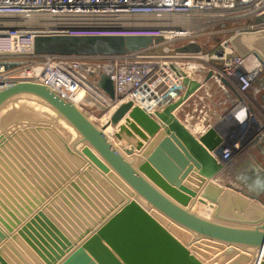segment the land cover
<instances>
[{
    "label": "water",
    "instance_id": "obj_1",
    "mask_svg": "<svg viewBox=\"0 0 264 264\" xmlns=\"http://www.w3.org/2000/svg\"><path fill=\"white\" fill-rule=\"evenodd\" d=\"M159 40L48 35L36 37L34 50L124 54ZM230 43L264 64V29L236 33ZM179 74L184 91L170 93L153 112L124 102L102 128L45 85L19 82L0 90V264H264V222L241 228L192 210L197 196L200 204L216 201L206 189L228 164L219 159L229 127L221 121L196 135L180 121L174 110L201 82ZM99 85L115 97L110 76L102 75ZM27 98L47 104L74 134L21 119L40 106ZM110 124L117 144L104 132Z\"/></svg>",
    "mask_w": 264,
    "mask_h": 264
},
{
    "label": "built area",
    "instance_id": "obj_2",
    "mask_svg": "<svg viewBox=\"0 0 264 264\" xmlns=\"http://www.w3.org/2000/svg\"><path fill=\"white\" fill-rule=\"evenodd\" d=\"M260 29L264 0H0V90L39 83L83 112L110 120L127 101L153 112L170 93L184 91L180 71L208 66L225 96L222 103H230L222 116L229 132L219 159L230 163L243 149L264 144V64L230 43L236 33ZM48 35L161 40L124 54L35 53L36 37ZM191 43L201 50H178ZM102 75L111 77L114 98L99 85Z\"/></svg>",
    "mask_w": 264,
    "mask_h": 264
},
{
    "label": "crops",
    "instance_id": "obj_3",
    "mask_svg": "<svg viewBox=\"0 0 264 264\" xmlns=\"http://www.w3.org/2000/svg\"><path fill=\"white\" fill-rule=\"evenodd\" d=\"M201 62L206 65L205 59ZM191 69L193 68L190 66L185 68L191 78L202 83V87L183 101L174 113L193 134L197 135L203 132L208 124H219L230 103H222L225 96L215 78L204 82L205 76L210 72L208 66H199L200 72L195 74V70ZM263 149L264 147L255 146L239 152L227 164L224 173L210 181L206 189L216 201L207 200V204H200L196 201L197 196L194 198L192 210L225 225L252 228L262 224L264 222ZM197 204L201 205L200 209L196 207Z\"/></svg>",
    "mask_w": 264,
    "mask_h": 264
},
{
    "label": "rangeland",
    "instance_id": "obj_4",
    "mask_svg": "<svg viewBox=\"0 0 264 264\" xmlns=\"http://www.w3.org/2000/svg\"><path fill=\"white\" fill-rule=\"evenodd\" d=\"M221 37V40H222V36ZM220 37H216V38H213L214 41H217L218 39H220ZM218 38V39H217ZM211 47H206V50H211L210 49ZM211 52V51H210ZM26 100V98H25ZM27 100L32 103L33 105H35L36 107H38V105L40 104L37 103V101L35 99H30V98H27ZM38 109V112L37 111H34L33 113H25L23 114L24 112H22V116L21 119H29V120H34V119H38V120H43V121H46L48 122L49 124H52L54 126H56V128H58L60 130V127H61V120L58 116V114L50 107H48L47 104H44V103H41L40 106L37 108ZM85 113V112H84ZM88 114V113H86ZM91 116L93 120H96V121H99V119L101 117H98V116H94V115H91V114H88V116ZM61 124V125H60ZM62 133H64L63 135L68 137V138H71L69 137L70 135L67 134L65 131H63ZM217 253H213V256H215Z\"/></svg>",
    "mask_w": 264,
    "mask_h": 264
},
{
    "label": "bare ground",
    "instance_id": "obj_5",
    "mask_svg": "<svg viewBox=\"0 0 264 264\" xmlns=\"http://www.w3.org/2000/svg\"><path fill=\"white\" fill-rule=\"evenodd\" d=\"M190 67H192L193 69H191L192 71L193 70H195V67H194V65L193 64H190L189 65ZM190 70V71H191ZM192 71H191V73H192ZM197 71H194V74L196 73ZM85 115L87 116V118L93 123V124H95L97 127H100V128H102V127H104L105 125H106V123L109 121V120H107V117H101L100 119H99V121H96V120H93L92 119V117L89 115L88 116V114H86L85 113ZM62 129L64 128L65 130L67 129V130H69L70 132H72L73 134H74V132H73V130H72V128H70L67 124H65V123H62ZM104 132H105V134L115 143V144H117L118 143V141H117V139L113 136V134H114V132H115V127L114 126H112L111 124L110 125H108L107 127H106V129L104 130ZM198 209H200V207H201V205H198L197 204V206H196ZM203 209V208H202ZM207 211V210H206ZM210 212V211H209ZM209 214V213H208ZM258 256H259V254H258Z\"/></svg>",
    "mask_w": 264,
    "mask_h": 264
}]
</instances>
